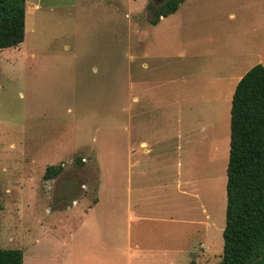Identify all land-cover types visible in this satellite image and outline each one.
<instances>
[{
  "label": "rangeland",
  "instance_id": "1",
  "mask_svg": "<svg viewBox=\"0 0 264 264\" xmlns=\"http://www.w3.org/2000/svg\"><path fill=\"white\" fill-rule=\"evenodd\" d=\"M101 1L27 0L24 41L0 50L1 246L21 249L28 264V234L77 224L82 205L95 202L102 187L105 207L115 211L117 232L124 230L125 52L134 36L133 43H149L148 61L162 80L155 91L170 105L160 112L161 172L157 181L146 179L158 198L150 200L148 217L158 221L145 223V231L157 236L158 245L180 247L177 236L186 231L187 221L181 264H221L227 197L223 118L239 80L218 81V67L223 70L218 56L223 43L262 36L252 31L261 14L250 11L264 7V0H199L205 11L192 23H201V30L188 31L186 21L171 18L166 23L174 30L149 35L141 29L153 24L149 3L166 0H116L119 10ZM110 15L117 19L114 30ZM177 33L181 39L192 35L204 54L218 42L216 56L190 61L181 54L186 48L166 56L155 52L157 42H169ZM256 59L246 56L238 73ZM137 77L139 65L133 77L139 96ZM141 134L146 135L133 129V150ZM49 165L62 166V172L47 180ZM215 219L223 225L215 226Z\"/></svg>",
  "mask_w": 264,
  "mask_h": 264
},
{
  "label": "crops",
  "instance_id": "2",
  "mask_svg": "<svg viewBox=\"0 0 264 264\" xmlns=\"http://www.w3.org/2000/svg\"><path fill=\"white\" fill-rule=\"evenodd\" d=\"M129 1L133 2L134 0ZM103 2L105 1H101V3ZM201 3L203 2H199V0H185L174 13L166 17L162 16L156 24L141 27V29L146 35H149L150 31H155L157 34L167 33L169 30L174 29L166 21L176 18L186 21L183 24H186L188 31L201 30V23H192L194 18L199 16L200 12L205 11V5L203 3V6ZM106 5L119 10L116 0H108L106 1ZM129 10L131 12L138 11L137 8L133 11L132 9ZM250 12L261 14L257 23L252 24V31L262 32V36L256 40L237 39L235 43H223V46L221 45V54L220 57L218 56V59L223 66V70L218 67L220 74L217 75L220 82L223 80H240L254 66L250 65L252 67L248 66L249 68L242 69L238 73V65L243 63L246 56L253 55L257 57L252 64L264 63V7ZM231 16L235 17V14H231ZM109 22L111 28L114 30L117 19L113 15H110ZM173 36L174 38L169 42H157L155 52H162L161 54L166 56L170 52L186 48L181 51V54H188L190 61H198L202 56H216V49L219 47L218 42H211L210 55L204 54L202 45L194 42L191 37L192 35H186L183 39H181L180 33ZM133 38L134 36L130 38L125 52L129 97L128 101L124 103L125 151L123 200L126 223L124 230L117 232L115 211L111 210L110 206L105 207L106 199L103 195L104 187H102L99 190V197L95 202L91 204L87 202L82 205L77 224L66 226L65 229L60 231L50 228V230H43L39 234L35 232L30 238V233L28 234V264H181V254L184 251L181 237H187L186 233L189 222L186 221L185 223L187 224L186 231L177 236L181 248L176 245H158L157 242H153L157 240V236L146 232L144 227V224L148 221H158L152 217H148L149 212L147 208L150 205V200L158 198L156 197L157 188H149L146 184V179L149 176H154L151 178H156L155 181H157V176L161 172L160 112L162 109L169 108L170 105L168 99L160 97L155 91L156 84L162 80L160 79L158 68L155 64L148 61L150 51L146 48L149 43L144 47L141 41L138 42L137 39L133 43ZM139 61L140 64H138ZM138 65L139 78H136V84L137 86L139 85L140 95L136 96L133 91V77L134 68L136 67L137 69ZM235 71H237V75H232ZM234 87L235 82L233 83L232 90ZM231 92L225 93L228 99L231 96ZM138 102H141V104L138 105ZM231 106V102H227L226 113H224L223 118V155L227 158V164H225L226 177L230 153ZM133 129H139L141 132L146 133L144 136L142 134L139 136V147L135 150H133L132 145ZM226 182L227 180H224L225 186ZM152 189L153 191H150ZM226 205L227 197L225 210ZM203 206L206 208L204 204ZM210 215L213 214L210 213ZM171 219L172 222H181L180 219L174 216H171ZM221 225L223 224L221 223ZM221 225L217 222L215 226L221 227ZM62 227L60 225V228ZM208 229L209 234H211L212 228H210V225ZM120 238L123 241H120ZM170 238L174 240V236ZM121 258L124 259V262L118 263L117 260H121Z\"/></svg>",
  "mask_w": 264,
  "mask_h": 264
},
{
  "label": "trees",
  "instance_id": "3",
  "mask_svg": "<svg viewBox=\"0 0 264 264\" xmlns=\"http://www.w3.org/2000/svg\"><path fill=\"white\" fill-rule=\"evenodd\" d=\"M185 0L150 2L152 23ZM27 0H0V50L19 46L26 35ZM62 166L49 165L45 179ZM1 195V183H0ZM226 224L221 264H264V65L258 63L238 81L231 106L230 153L226 182ZM3 204L0 201V211ZM0 264H24L19 248H3Z\"/></svg>",
  "mask_w": 264,
  "mask_h": 264
}]
</instances>
